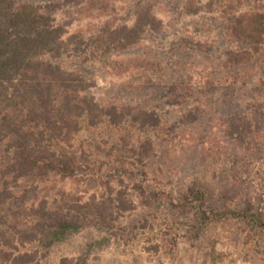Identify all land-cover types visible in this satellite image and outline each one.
Masks as SVG:
<instances>
[{
    "label": "trees",
    "instance_id": "trees-1",
    "mask_svg": "<svg viewBox=\"0 0 264 264\" xmlns=\"http://www.w3.org/2000/svg\"><path fill=\"white\" fill-rule=\"evenodd\" d=\"M180 6L187 17L200 12L190 1ZM123 8L127 17L115 14ZM207 9L220 11L211 19L221 27L226 46L212 71L191 74L183 65L171 68L170 59L207 55L215 43L205 35L176 31L167 36L172 25L161 15L158 0H0V264H45V256L67 240L68 232L81 231L96 219L106 223L115 218L107 205L83 207L63 192L53 201L56 207L47 208L43 199L44 206L31 209V221L23 222L19 204L26 202V194L14 193L4 179L16 183L87 174L101 185L104 179L132 175L126 171L130 157L140 162L157 156L152 140L146 139L119 149L106 174L103 163L84 159L76 148L86 124H130L144 133L161 128L175 137L196 129L203 141L189 148L185 161L226 160L234 180L239 169H248L264 154V94L250 98L247 92L251 70L264 64V0H214ZM71 18L78 23L75 30L65 23ZM65 61L97 64L118 79L110 88L116 92L113 100L97 99L92 82L68 69ZM169 114L178 123L166 125ZM151 199L147 204L197 205L204 224L251 221L264 231V214L250 201L244 209L221 205L223 209L208 210L201 183L188 185L177 201L166 189ZM61 264H87V256L64 258Z\"/></svg>",
    "mask_w": 264,
    "mask_h": 264
},
{
    "label": "rangeland",
    "instance_id": "rangeland-1",
    "mask_svg": "<svg viewBox=\"0 0 264 264\" xmlns=\"http://www.w3.org/2000/svg\"><path fill=\"white\" fill-rule=\"evenodd\" d=\"M185 1L193 2L195 9H199L195 17L186 16L180 6ZM212 1L158 0L161 15L172 25L167 36L176 31L181 35H205L215 43L213 51L207 55L179 54L172 57L171 68L183 65L187 72L199 74L204 70L212 71V65L217 67L219 64L226 41L219 36L221 27L217 28L219 25L211 19L219 16L220 11L207 9ZM209 10L213 12L208 13ZM115 14L127 17L129 11L123 8ZM72 19L65 20L69 30L78 26ZM186 23L188 26L184 25ZM166 61L168 63L169 60L166 58ZM66 63L68 69H76L92 82L91 92L97 99L113 100L116 92L110 93V88L119 82L118 79L94 63ZM247 73V70L240 71V76ZM247 82L250 98L263 96L264 64L251 70V79ZM174 121L175 117L171 119L170 114L166 115V125L178 123ZM199 127L203 129L204 126ZM164 131L158 128L144 133L130 124L123 128H114L106 123L97 127L83 126L76 137V148L84 159L103 163L106 174L108 168L116 164L119 149H129L150 139L157 150L156 157L140 162L136 156L130 157L125 162L126 171L132 175L110 178L109 181L104 179L101 185L93 184L87 174H80L76 179L50 175L45 179L16 183L11 178L4 179L14 193L23 191L26 194V202L19 204L21 210L14 208V212H20V220L26 223L31 221L32 208L44 206L41 205L43 199L47 208L56 207L53 201L63 192L68 196L66 198L83 207L96 202L113 210L115 218L112 221L104 223L95 217V224L78 232H68L64 237L67 240L53 247L45 256V264H61L64 258L84 255L87 256V264H264V231H260L253 222L228 219L204 224L200 221L197 205L180 209L177 202V208L167 201L147 204L153 194L165 189L177 201L185 194L188 185L197 182L209 197L208 210L223 209V206L244 209L243 203L250 201L253 209L264 214V154L255 158L248 169H239L238 178L234 180L230 177L231 164L226 160L208 159L205 164H200L198 157L185 161L183 157L189 154V148L203 141L196 129L188 128L186 134L178 133L176 137L172 132ZM108 182L107 186L105 183ZM14 205H18L17 201Z\"/></svg>",
    "mask_w": 264,
    "mask_h": 264
}]
</instances>
